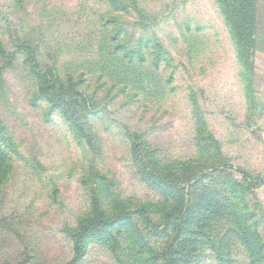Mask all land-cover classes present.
I'll return each mask as SVG.
<instances>
[{
  "label": "rangeland",
  "instance_id": "obj_1",
  "mask_svg": "<svg viewBox=\"0 0 264 264\" xmlns=\"http://www.w3.org/2000/svg\"><path fill=\"white\" fill-rule=\"evenodd\" d=\"M236 46L217 0H0V264H69L90 225L72 264H264Z\"/></svg>",
  "mask_w": 264,
  "mask_h": 264
},
{
  "label": "trees",
  "instance_id": "obj_2",
  "mask_svg": "<svg viewBox=\"0 0 264 264\" xmlns=\"http://www.w3.org/2000/svg\"><path fill=\"white\" fill-rule=\"evenodd\" d=\"M217 2L222 6L224 10L225 20L229 24L231 28V32L235 39V44L237 45V50L239 52V58L241 60L249 59L252 56V51L254 49V25H255V0H217ZM240 50V51H239ZM248 51H251L248 54ZM0 47V54H1ZM41 75V73H39ZM48 88L52 90V83H47ZM46 95V99L49 102L54 100L52 97V93H50L47 89H44ZM7 155L3 152L2 147L0 146V166L4 165L6 162ZM5 169H0V179L4 177ZM244 178H247L245 173L243 174ZM118 217H123V215H118ZM108 219L103 220L100 219L96 221V224L93 227H96L101 222L110 223L112 222ZM92 226V225H90ZM90 226L82 227L79 231L78 240L76 242L77 253L75 259L70 261L69 264H72L77 258L80 257V243L88 233ZM84 235V237H83ZM83 237V238H82Z\"/></svg>",
  "mask_w": 264,
  "mask_h": 264
},
{
  "label": "crops",
  "instance_id": "obj_3",
  "mask_svg": "<svg viewBox=\"0 0 264 264\" xmlns=\"http://www.w3.org/2000/svg\"><path fill=\"white\" fill-rule=\"evenodd\" d=\"M253 57V58H252ZM251 58L256 61L253 68L255 98L264 106V0H255L254 49ZM252 85V84H251ZM256 106H259L256 104ZM261 107V106H260ZM264 115V111L262 112Z\"/></svg>",
  "mask_w": 264,
  "mask_h": 264
}]
</instances>
